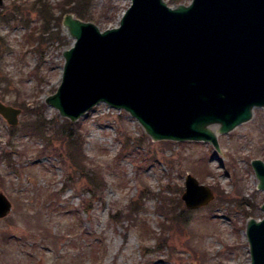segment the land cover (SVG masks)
I'll list each match as a JSON object with an SVG mask.
<instances>
[{
    "label": "rangeland",
    "instance_id": "374dc122",
    "mask_svg": "<svg viewBox=\"0 0 264 264\" xmlns=\"http://www.w3.org/2000/svg\"><path fill=\"white\" fill-rule=\"evenodd\" d=\"M31 1L3 0L1 15L10 12L9 17L13 6ZM49 1L60 19L52 20V31L45 32L39 42L29 38L32 32L39 34L36 28L40 25L32 8L27 9L23 22L28 25L14 18L0 23V76L8 83L6 91L0 89V101L21 109L16 125H9L0 115V152L13 154L12 167L0 158V192L11 202L9 213L0 218V264H249L245 224L249 217L262 216L264 200L250 164L254 158L264 161L263 109L255 108L251 120L218 134V152L203 141H153L124 110L103 102L95 105L70 122L83 135L88 162L104 172V189L96 195L92 185L58 156H64L62 142L51 137V146L46 147L40 137L21 131V122L30 116L20 104L44 103L46 119H67L45 99L59 86L63 52L75 41L65 32L62 17L68 12L80 17L75 8L65 13L57 9V3L64 0ZM130 3L92 0L91 17L80 19L93 22L100 30L115 27ZM124 134L131 140L125 157L118 159ZM187 173L211 188L214 198L204 206L187 209L179 194L185 209L184 231L171 227L167 247L161 251L153 237L162 219L156 212V199L146 201L141 216L148 234L134 221L110 220L111 212L126 208L145 188L155 193L165 190L164 194L175 198L174 191L179 185L184 188ZM216 183L230 196L249 198L257 208L241 210L233 203L218 202ZM246 211L254 215L247 217Z\"/></svg>",
    "mask_w": 264,
    "mask_h": 264
},
{
    "label": "water",
    "instance_id": "95a60500",
    "mask_svg": "<svg viewBox=\"0 0 264 264\" xmlns=\"http://www.w3.org/2000/svg\"><path fill=\"white\" fill-rule=\"evenodd\" d=\"M62 25L75 41L45 103L71 122L103 102L135 118L153 141H203L219 152L218 134L251 120L255 108L264 111V0H131L115 27L100 30L69 12ZM20 111L0 101L9 125ZM250 164L264 192V161ZM213 198L186 174L187 209ZM10 209L0 192V218ZM260 209L262 217L245 224L249 264H264V200Z\"/></svg>",
    "mask_w": 264,
    "mask_h": 264
},
{
    "label": "trees",
    "instance_id": "16d2710c",
    "mask_svg": "<svg viewBox=\"0 0 264 264\" xmlns=\"http://www.w3.org/2000/svg\"><path fill=\"white\" fill-rule=\"evenodd\" d=\"M91 1L92 0H64L63 2L57 3L56 7L61 13H65L70 8H75L80 18L89 19L92 14V11H90ZM170 1L171 4L182 2V0ZM23 4L25 5L23 6ZM28 4L25 2L13 6L11 11L16 15L15 17H12L13 14H10V16L7 17L8 13L10 12L5 13L6 16L4 14L1 15L2 11H0V23L9 22L14 18L20 21L22 24H27L23 23L25 22V15H27V9L32 8L34 11H36L38 18L40 19V25L38 28H36L38 29L39 34L34 35L32 32L30 33L29 38L32 41L39 42L45 32L50 33V31H52L50 29V23L53 19L59 20L60 15L55 16V7L50 3L49 0H32L31 2H28ZM6 87H8V83L0 76V89L2 91H6ZM20 106L24 112L30 116L29 119L23 120L21 122V131L28 133L31 136L40 137L44 141L46 147L51 146V137H54L55 139H58L60 142H62L65 147L64 156H58L61 158L63 163L69 162V167L74 169V172L79 173V176L85 178L88 184L92 185V190L94 193H96V195L97 193H100L104 189L105 185L104 172L99 166L88 162L84 150V138L82 133L78 130V125L71 123L67 119H62V121L46 119L44 116V111L42 110L45 107L44 103L36 106H23V104H20ZM10 136H13V134H11V129ZM130 140V136L126 134L125 140L122 143V147L117 153L116 158L122 159L125 157L126 153H124V151L127 148L126 144L130 142ZM139 140L141 141V139ZM11 155L13 154L9 152H0V158L2 160H6L8 165L12 167L13 162H11ZM69 175H71V173H69ZM69 179L70 176L65 178L66 181ZM66 181L63 183L64 188L67 185ZM214 188L218 192V202L233 203L238 208H241V210H243L246 206L257 208V204L251 202L249 198L244 196L241 198L240 196H230L223 189L219 188L218 183H216ZM182 190L183 187L179 185L174 191V195H176V197L171 198L170 196L164 194L165 190H162L160 193H155L153 190L145 188L136 198H131L129 200L126 208L117 209L114 212H111L109 214V218L115 222H121L123 220L134 221V224L138 227V229L140 231L142 229V233L148 234L150 230H147V224L141 216L145 211L144 205L146 204V201L148 199H156L158 202L156 206V212L158 215L162 216V219L159 222V232H155L153 237L155 239L154 245L159 251H161L164 247H167V234L169 230H171V227H173L175 230H178L179 232L184 231L185 209L182 207V202L179 198V194H181ZM245 213L247 217L249 215H254V212L252 213V211H249L248 213L246 211Z\"/></svg>",
    "mask_w": 264,
    "mask_h": 264
},
{
    "label": "bare ground",
    "instance_id": "6f19581e",
    "mask_svg": "<svg viewBox=\"0 0 264 264\" xmlns=\"http://www.w3.org/2000/svg\"><path fill=\"white\" fill-rule=\"evenodd\" d=\"M124 12H125V11H124ZM124 12H123V13H124ZM122 15H123V14H122ZM64 30H65V32H67V30H66L65 27H64ZM67 33H68V32H67ZM215 128H216V126H213V127H212V129H215Z\"/></svg>",
    "mask_w": 264,
    "mask_h": 264
}]
</instances>
